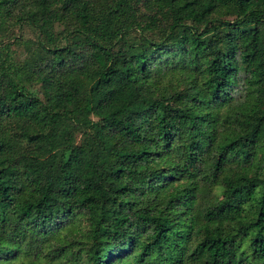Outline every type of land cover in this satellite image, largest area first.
Masks as SVG:
<instances>
[{
	"label": "trees",
	"instance_id": "1",
	"mask_svg": "<svg viewBox=\"0 0 264 264\" xmlns=\"http://www.w3.org/2000/svg\"><path fill=\"white\" fill-rule=\"evenodd\" d=\"M0 264H264V0H0Z\"/></svg>",
	"mask_w": 264,
	"mask_h": 264
}]
</instances>
